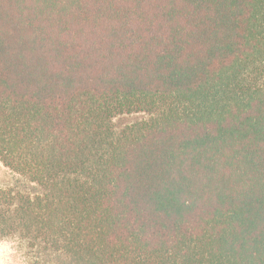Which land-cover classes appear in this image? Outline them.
<instances>
[{
	"label": "trees",
	"instance_id": "16d2710c",
	"mask_svg": "<svg viewBox=\"0 0 264 264\" xmlns=\"http://www.w3.org/2000/svg\"><path fill=\"white\" fill-rule=\"evenodd\" d=\"M0 162L35 264H264V0H0Z\"/></svg>",
	"mask_w": 264,
	"mask_h": 264
},
{
	"label": "rangeland",
	"instance_id": "374dc122",
	"mask_svg": "<svg viewBox=\"0 0 264 264\" xmlns=\"http://www.w3.org/2000/svg\"><path fill=\"white\" fill-rule=\"evenodd\" d=\"M147 116L142 113L126 115L118 117L114 120L116 127L120 128L129 122L138 121L146 118ZM11 187L13 190L17 191H29L33 192L31 184L25 180L23 177L10 171L8 168L4 167L0 162V189H5ZM35 256L44 259V256L39 254H34L29 249H25L13 240H3L0 241V264H35ZM37 260V261H39ZM40 262V261H39ZM50 264V263H49Z\"/></svg>",
	"mask_w": 264,
	"mask_h": 264
}]
</instances>
